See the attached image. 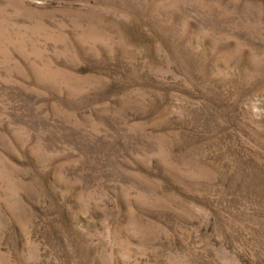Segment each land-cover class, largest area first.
<instances>
[{
	"label": "rangeland",
	"instance_id": "1",
	"mask_svg": "<svg viewBox=\"0 0 264 264\" xmlns=\"http://www.w3.org/2000/svg\"><path fill=\"white\" fill-rule=\"evenodd\" d=\"M0 264H264V0H0Z\"/></svg>",
	"mask_w": 264,
	"mask_h": 264
}]
</instances>
